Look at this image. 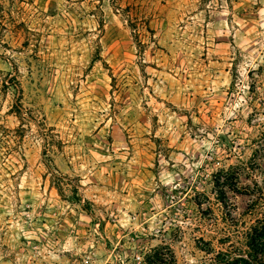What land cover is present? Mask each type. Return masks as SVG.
Returning a JSON list of instances; mask_svg holds the SVG:
<instances>
[{"label": "rangeland", "instance_id": "1", "mask_svg": "<svg viewBox=\"0 0 264 264\" xmlns=\"http://www.w3.org/2000/svg\"><path fill=\"white\" fill-rule=\"evenodd\" d=\"M0 2V264L247 254L264 0Z\"/></svg>", "mask_w": 264, "mask_h": 264}, {"label": "trees", "instance_id": "2", "mask_svg": "<svg viewBox=\"0 0 264 264\" xmlns=\"http://www.w3.org/2000/svg\"><path fill=\"white\" fill-rule=\"evenodd\" d=\"M14 4V3H13ZM0 32L6 31V15L5 6L0 2ZM14 26L18 25L16 18L12 19ZM50 145V143H48ZM47 151L50 150L47 147ZM247 246L249 251L247 254H238L233 256L232 253L220 254L221 264H264V216L253 224L246 234ZM158 262V260H157ZM150 264H155L154 261L149 260Z\"/></svg>", "mask_w": 264, "mask_h": 264}]
</instances>
